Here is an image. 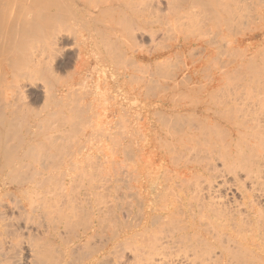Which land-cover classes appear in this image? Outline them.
I'll list each match as a JSON object with an SVG mask.
<instances>
[{"label": "rangeland", "instance_id": "1", "mask_svg": "<svg viewBox=\"0 0 264 264\" xmlns=\"http://www.w3.org/2000/svg\"><path fill=\"white\" fill-rule=\"evenodd\" d=\"M11 42L12 163L32 166L42 161L63 171L77 167L83 176L78 173L74 183L61 184V175L52 172L54 183L57 189L61 184L58 190L62 193L63 189L64 196L75 192L79 201V195L86 193L85 186L90 185L92 192L98 193L97 199L101 193L105 202L110 200L107 211L116 221L114 227L108 216L111 225L102 224L104 233L110 227L106 234L117 228L118 214L123 217L127 205L131 204L134 211L149 210L140 206L136 196L146 185L147 170L168 164L164 160L170 155L155 141L160 129L177 132L187 113L200 114L207 101L214 106H232L245 100L247 106V99L251 100L249 105L262 99L257 105L263 109L256 106L254 112L264 110V0H12ZM63 93L70 96L62 98ZM182 104L189 106L183 113L168 109L169 105ZM241 108L237 110L241 112ZM204 113L191 122L185 120L193 126L195 137L190 142L197 148H207V143L217 139L210 138V129H200L205 126ZM220 123L224 125L222 119ZM198 129L206 133L200 136ZM129 132L133 142L127 138ZM181 133L173 136L179 138ZM203 138L206 145L201 146ZM203 160L201 163L213 169L207 158ZM213 164L220 172L224 168L217 161ZM220 172L209 174L219 177ZM226 174V185L232 184ZM101 179L104 184L100 186ZM221 190L224 201L238 199V195ZM97 199V206L93 197L90 207L77 200L75 203L81 205L78 209L74 203L72 210L79 214L83 209L81 215L88 210L97 212L94 207L106 204ZM103 206L98 210L106 216L107 207ZM81 223L79 228H83ZM65 238L63 242L72 247L74 242Z\"/></svg>", "mask_w": 264, "mask_h": 264}, {"label": "bare ground", "instance_id": "2", "mask_svg": "<svg viewBox=\"0 0 264 264\" xmlns=\"http://www.w3.org/2000/svg\"><path fill=\"white\" fill-rule=\"evenodd\" d=\"M11 41L12 0H0V264H264V110L262 113L259 110L258 114L254 112L256 106L261 109L262 105L257 104L262 99L258 100L256 105L254 103L249 105L251 100L247 99L249 100L247 106L246 102L245 105L243 104L245 100L240 101L243 106L235 102L232 106H214L207 101L202 105L203 109L201 107L200 110L197 109L200 114L187 113L186 119L182 120L184 123L180 124L184 129L182 130L179 125L178 128L181 129L177 130L178 134L183 131L179 138L174 137L177 132L173 133L174 131L171 132L168 128L160 129L154 140L159 149H164L170 155L164 160L168 164H159L160 166H155L156 168L153 166L152 170L147 168L148 173L144 175L145 180L146 177L148 178L146 185L141 191L139 189L137 196V192L135 194L140 206L148 207L149 210L134 211L131 209L129 198L127 202L130 205L127 206H130V209L126 208L123 217L122 214L119 215L120 212L117 213L120 216L115 222L117 228H113V231L110 229L111 233L108 231L109 234H106L110 227H107L104 233L102 224L111 222L114 226L116 221L112 218L115 215L111 216L108 213L109 207L106 202L110 200L105 202L100 197L101 193L99 195L101 199L98 197V200L95 197L98 193L92 192L93 185L85 186L88 187L87 189L83 186L86 193L79 195L80 201L90 207L96 199L98 203L103 200L106 203L103 205L107 207L105 210L108 214L106 212L105 214L108 219L104 212H100L104 207L101 203L99 204L101 208L94 207L97 212L90 211L87 207L88 211L81 215L83 209L79 214L72 210V207H76L73 206L75 201L79 199L75 198V192L66 193L65 196L63 189L62 193L59 192L62 183L64 185L72 183L75 176L81 173L77 167L73 166L63 171L49 165L45 166L42 161L32 166H16L12 163L14 157L12 156ZM69 94L66 93V98L70 96ZM176 106L169 105L168 109L182 112L189 108L187 104ZM240 106L243 110H247L238 111L237 109H242ZM211 107L217 109L212 110ZM232 107L236 110L231 109ZM203 110L206 112L202 119V124L204 123L205 126H201L200 129L203 131L210 129L208 131L210 134H207L210 138L213 136L217 139L207 143L209 146L206 148L207 136H204L205 141L204 143L203 140L201 141V146L202 144L206 146L198 149L195 143L190 142H193L195 137L191 128L193 126L190 127V124L185 122L187 120L191 122L195 117L202 115ZM250 113L256 114L253 116ZM219 119L224 121V125ZM200 129L197 133L204 135L206 132L202 133ZM127 138L133 142V133L129 132ZM206 158L210 162V168L213 169L209 170L208 163L206 166L201 163L203 159L206 161ZM214 160L227 168L225 170L220 166L221 170L223 168L222 171L225 170V174L228 171L226 175L231 177L228 180L229 182L232 180V184L226 185L228 181L227 179L225 181V174L217 170L216 165L213 164ZM210 171L220 172L221 175L214 177L215 174L210 175ZM52 172L61 175L59 190L54 183ZM99 172L96 175L101 178ZM82 176L80 178H83ZM220 176L223 178L221 179ZM126 177L130 179L129 175ZM219 178L223 180L222 184L218 182ZM103 179H101L102 183L99 182L100 186L104 184ZM132 179L135 182L136 178L132 176ZM86 180V185H89L88 179H85V182ZM106 181L108 180L105 179V183ZM125 182L129 184V181ZM116 183L120 182L116 180ZM222 188L225 193L233 197L234 194L238 195V199L231 202L224 201L220 194ZM55 190L59 193L57 194ZM114 195L111 197L114 198ZM116 198L119 199V196ZM75 204L77 207L81 205L77 202ZM94 205L97 206V203L95 202ZM12 212H16V216L12 217ZM108 216L112 219L110 220ZM79 222H82L83 228H79L82 227ZM64 237H66L65 241L70 239L69 242H74L72 247H68L66 242H63ZM96 241L97 243L99 241V245ZM126 255L130 256V261L126 260Z\"/></svg>", "mask_w": 264, "mask_h": 264}]
</instances>
